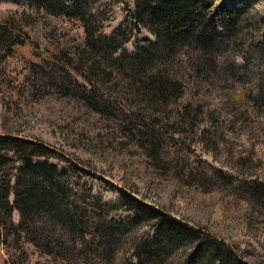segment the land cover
<instances>
[{"label":"rangeland","instance_id":"rangeland-1","mask_svg":"<svg viewBox=\"0 0 264 264\" xmlns=\"http://www.w3.org/2000/svg\"><path fill=\"white\" fill-rule=\"evenodd\" d=\"M50 2L51 7L0 0V21L13 22L28 36L13 49L0 50V156L13 176L21 162L7 143L16 136L41 141L49 150L34 161L59 168L69 165L58 183L73 190L68 196L72 206L117 234L113 246L104 249L103 244L69 233L61 240L71 250L61 253L56 248L48 254L27 240L33 233L7 231L8 247L0 243V264H9L10 256L15 264H108L107 258L137 263L144 250L138 246L153 242L158 224L149 225L153 219L146 214L140 220L147 223L132 222L131 209L122 207L123 191L229 243L244 260L264 264V198L263 203L257 201L258 192L264 193V55L259 52L264 43V0L253 3L241 18L239 33L219 46L218 67L209 74H198L193 67L201 55L195 35H181L183 41L170 55L161 45L153 48L156 34L135 24L132 0ZM243 2L212 0L208 8L217 17ZM88 21L101 25L100 30H85ZM121 39L126 42L113 57L124 53L127 62L153 64L167 76L175 75L184 83L183 99L152 106L135 96L128 85L129 63L120 73L111 64L121 60L104 62L100 52L107 54ZM95 40L100 45L95 46ZM143 50L144 55L139 53ZM60 58L71 60L73 68L80 66L81 73L68 71ZM95 62H100L104 75L94 72ZM93 84L102 98L95 101L100 113L82 96ZM185 110H190L189 121L179 116ZM138 117L159 123L145 129ZM148 130L155 140L150 137V144L141 145ZM153 146L156 149L150 151ZM47 171L42 172L49 175ZM25 174L24 170L22 179ZM8 200L13 204V191ZM19 221L14 208L9 222ZM167 237H159L163 245L169 243ZM190 249L184 245L169 261L182 264ZM200 250L212 252L204 245Z\"/></svg>","mask_w":264,"mask_h":264},{"label":"trees","instance_id":"trees-1","mask_svg":"<svg viewBox=\"0 0 264 264\" xmlns=\"http://www.w3.org/2000/svg\"><path fill=\"white\" fill-rule=\"evenodd\" d=\"M24 1H29L31 5L33 2H37L42 6H46L52 0ZM132 1L135 4V24H141L156 34L153 48L161 45L163 48L162 51L166 55H170L175 51L177 42L183 41V39H179L181 35H189L188 37L195 35V40L201 52V55L197 56L193 65L195 72L198 74L215 72V69L218 67L217 51L219 46L229 42L232 37H235L239 33L237 29L240 26L241 18L252 7L253 3L256 2V0H244L240 8L222 13L216 17L215 13L208 8L212 4V0ZM49 5L50 7L52 6V4ZM260 22L264 23V16ZM84 23L85 30L87 31L97 32L101 28V25H98L96 22L88 21ZM12 24L13 22L11 21H0V50H11L16 45H21L28 39V36H25L23 28H15ZM117 32L115 31L113 33L114 37ZM90 37H92L91 34ZM200 40H202V43ZM97 41H93L95 46L100 45ZM253 41L255 46L259 45L255 40ZM123 42L126 41L121 39L120 42L118 41L110 45L107 51L108 53L105 55L102 53L103 49L100 52L104 57V62L110 59L116 62L121 60L118 65L111 64V68L116 69L120 73H125V69L123 68L125 64L129 63L132 75L129 74V81L126 80L135 96L144 97L145 100L143 101H146L147 104L152 106L162 101H165V104H167L170 99H173L175 102L180 98L183 99L184 91H182V85L184 83H180L175 75L170 74L173 78L167 76V74L163 73L164 70H156L153 64H141V62L134 61L132 63L127 62L126 58L128 57H124V53L113 57ZM106 43L109 42L106 41ZM146 52V50H143L139 53H143L144 55ZM259 52L264 55V43H262ZM60 60L66 66V69L72 71L75 75L76 72L79 73L81 71L78 65L73 68V62L71 60L63 58H60ZM100 62H95L93 68L97 76L105 74V71L100 67ZM108 73L111 74V72ZM109 74L105 75V82H109ZM78 85L84 87L82 84L78 83ZM97 90L100 91L93 84V87L85 90L82 96L89 103L92 110L100 113V109L95 105V101L98 102L99 98L102 99L101 95L97 94ZM261 99H264V88H262ZM180 115L181 119L186 118L187 121L190 120V110H185ZM192 119L194 118L192 117ZM138 121L141 125L145 126V129L149 127L153 128L159 123L157 120L145 121L141 117H138ZM136 128L140 129V126L136 125ZM153 133L151 130L146 131L144 134V137H146L145 140L139 143L141 145L150 144L152 141L151 138L155 140ZM7 145L10 152L20 160L21 167L17 169V174L10 176L9 170L6 167L4 169L3 166L5 160L1 159L2 156H0L1 244L8 247L7 231L11 235L27 231L33 233V236L27 240L48 254H54L56 248L61 253H66L68 249L70 251L71 246H67L68 243L61 240L62 237L69 238V233L73 237L79 235L82 240H86L87 242L92 241L97 244H103L104 249L105 247L110 249L113 246L112 239L115 238L114 235L117 233H114L107 226V223L97 221L94 217L87 214V212H80L77 207H73L70 198H68L69 193H72L73 190L69 189L66 184L58 183L61 177L66 175V168H69V165L65 166V168H59L53 165L45 166L41 164L42 162L34 161V157L44 155L46 153L45 150H49L47 146L41 144V141L16 136L12 137V140ZM155 149L156 146H153L150 151H154ZM42 169L48 170L49 175L44 174L42 171L45 170ZM24 170L27 174L24 175V183H21L23 182ZM37 171L41 174L36 175L35 173ZM57 173H61V176ZM63 173L64 175H62ZM10 184L14 185L11 186ZM12 191L14 201L13 204H10L8 198L12 194ZM34 195H37L36 198H32ZM122 195V207L125 210L131 209L132 222H137V225L147 223L144 220H140V217L146 214L151 217L150 219H153L149 225L158 224L153 234V236L157 234L153 242L150 243L148 241L142 246H138L140 250H144L139 253V261L137 263L135 262V264H177L176 262L169 261V259H171L173 253L179 251L184 245H191V249L182 264H253L244 260L236 251L235 247L227 242L225 243L216 239L203 229L194 227L181 219L161 212L155 206L145 203L141 199H137L130 193L123 191ZM257 195H259L257 201L261 202L264 198V193L260 191ZM70 197H73V194ZM14 208L18 209L20 213V221L17 225L9 222L11 212ZM38 220L41 221L40 223L45 224L39 225L36 222ZM51 223L53 224L52 227L50 225ZM63 229L67 232H61ZM2 230H6V233H2ZM164 234L169 236V238L167 237L169 243L166 245H163L161 239H159ZM183 235L185 236L184 238H182ZM40 239L42 240L41 242ZM1 240L3 241L1 242ZM110 240L112 241L110 242ZM181 241L186 242L181 243ZM203 245L208 246L212 252H209V250L201 251L200 248ZM107 259L109 260L108 264H133L132 262L127 263L125 261L117 262L114 258ZM9 264H15L12 256H10Z\"/></svg>","mask_w":264,"mask_h":264}]
</instances>
